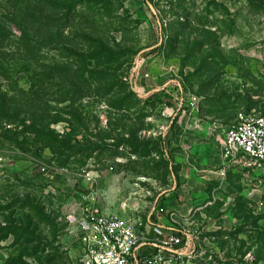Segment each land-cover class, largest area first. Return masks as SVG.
<instances>
[{
	"label": "rangeland",
	"instance_id": "rangeland-1",
	"mask_svg": "<svg viewBox=\"0 0 264 264\" xmlns=\"http://www.w3.org/2000/svg\"><path fill=\"white\" fill-rule=\"evenodd\" d=\"M177 84L197 112L177 111ZM263 105L264 0H0V134L24 124L71 144L34 156L29 130L0 137V264H78L80 170L105 207L111 187L145 211L180 189L196 238L173 264H264V169L222 175L219 159L229 122ZM163 134L207 137L183 150V178Z\"/></svg>",
	"mask_w": 264,
	"mask_h": 264
},
{
	"label": "built area",
	"instance_id": "built-area-1",
	"mask_svg": "<svg viewBox=\"0 0 264 264\" xmlns=\"http://www.w3.org/2000/svg\"><path fill=\"white\" fill-rule=\"evenodd\" d=\"M140 66L133 68V72L137 73ZM177 89L182 94L177 111L184 112L182 107H187L189 113L197 112V98L188 96L181 86ZM219 159L222 175L228 168L264 169V105L257 112L238 113L229 122L219 145ZM57 171L67 173L65 168ZM75 176L85 188L76 204L77 217L68 221L78 244V264H173L183 257V247L187 249L196 238L180 224L173 211L154 208L166 216L168 226L154 222L149 215L141 216L136 210L123 217L105 212L96 188L97 173L80 170ZM138 181L145 183L142 179Z\"/></svg>",
	"mask_w": 264,
	"mask_h": 264
},
{
	"label": "crops",
	"instance_id": "crops-1",
	"mask_svg": "<svg viewBox=\"0 0 264 264\" xmlns=\"http://www.w3.org/2000/svg\"><path fill=\"white\" fill-rule=\"evenodd\" d=\"M177 108H178V106H177ZM192 118H195V117L193 116ZM159 135H161V134H159ZM152 136H155V134H152ZM163 136L165 137V149H167L170 157H172L174 159V162H171L170 165L172 166V165H176L179 163L180 167H181V173L180 174H181V177L183 178V163L185 162V164H186L187 162H189L188 156H187L188 159H185L183 157V150H186V149L188 150V147L190 150V148H195L197 146H201V145L205 144L204 139L207 137L205 136V134H163ZM222 139H223V135H222ZM222 139H221L220 143L222 142ZM184 153H186V152L184 151ZM179 156H182V157L179 158ZM180 181H182V180H180ZM117 190H118V188L111 187L106 192V194L110 197V198L108 197L109 199L106 200L107 201L106 202L107 207H105L101 203V207L104 209L105 212L114 214L112 212V211H114V212H117L116 214H118V215H128V214H133V211L136 210L137 212L140 213L141 216L149 215L154 222H158L159 224H161L163 226L169 225L166 216L159 214V212L156 209H154L153 204L148 209V211H145L146 206L143 205L144 203L140 199V198H145V195L140 194L138 192H135V195H133L134 193H131L126 198H123L124 200L122 199L119 204L115 205V201H116L115 194L117 193ZM169 191L167 193H164L163 196L164 197L169 196L170 195ZM179 191H180V189H175L173 192L174 195H176L175 199L167 200L164 203V206L160 209L163 210L164 212L165 211L166 212L167 211L175 212L178 221L180 222L181 225H183V198L180 196ZM125 199H128V201L125 202ZM77 214H78V211L76 208V212H74L72 215L74 217H77ZM67 231H70L69 222H68ZM70 233L73 237V234L71 231H70ZM73 240L77 244L74 237H73ZM184 250H187V249L184 248Z\"/></svg>",
	"mask_w": 264,
	"mask_h": 264
},
{
	"label": "trees",
	"instance_id": "trees-1",
	"mask_svg": "<svg viewBox=\"0 0 264 264\" xmlns=\"http://www.w3.org/2000/svg\"><path fill=\"white\" fill-rule=\"evenodd\" d=\"M94 2L100 0H91ZM98 53L95 51L92 53L87 54V58L92 59L94 57H98ZM29 130V134L32 135V140L29 143H26L25 146L20 147V151L24 153H29L34 156H40L43 152L48 151L51 156L54 157H67L65 152L71 149L70 141L66 136H61L55 134L53 131L50 130H42L37 129L35 127L26 126L22 124V127L17 131H10L6 130L5 132L0 134V137L3 140L11 141L15 136L19 134H23ZM66 161V160H65ZM64 163L63 161L61 164ZM172 167V166H171Z\"/></svg>",
	"mask_w": 264,
	"mask_h": 264
}]
</instances>
